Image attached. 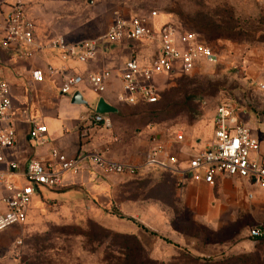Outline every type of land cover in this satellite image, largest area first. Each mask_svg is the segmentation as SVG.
<instances>
[{"label": "rangeland", "instance_id": "374dc122", "mask_svg": "<svg viewBox=\"0 0 264 264\" xmlns=\"http://www.w3.org/2000/svg\"><path fill=\"white\" fill-rule=\"evenodd\" d=\"M84 3L74 17H58L57 28L73 31L71 26L84 38L99 37L107 26V14L97 0ZM118 4L110 23L119 13L131 16L157 11L156 25L164 18L195 31L220 55V62L200 66L191 74L157 76L162 90L158 103L126 107L108 130V142L117 137V145L145 150L159 140L175 147L181 157L198 138H211V120L222 102L234 104L260 143L264 142V91L259 89L264 83V0H120ZM27 9L32 11V3ZM81 90L90 104L88 109H94L99 96L83 86ZM64 104L61 106L71 108ZM175 133H181L184 140L174 142ZM107 175L113 176L111 182L117 186L110 196L95 191L97 182L92 184L94 190L76 186L79 193L65 199L55 197L68 191L41 186L26 221L0 234V264H264V238L250 236L251 228L264 227V188L249 186L259 203L246 211L238 205H224V213L215 221L201 223L182 204L195 196L194 191L184 190L188 183L181 189L168 176L120 179ZM211 189L208 198L221 200L219 186ZM127 200L137 204L133 205L137 206L136 217L129 207L119 212V204ZM156 202L170 204L160 207V217L151 211L158 208ZM105 216L111 224H138L144 235V244L138 239L141 250L133 239L102 225ZM176 234L181 235V243L174 241ZM155 237L161 239L157 247L161 259H153L149 253Z\"/></svg>", "mask_w": 264, "mask_h": 264}, {"label": "built area", "instance_id": "2783aa9c", "mask_svg": "<svg viewBox=\"0 0 264 264\" xmlns=\"http://www.w3.org/2000/svg\"><path fill=\"white\" fill-rule=\"evenodd\" d=\"M157 17V11L131 16L119 13L97 38L72 43L59 35L43 41L37 35L36 25L27 13L24 0H0V51L12 48L18 59L27 60L46 50H54L63 57H74L86 64L97 59L101 47L133 46L135 48H130L129 56L120 69L103 68L97 72L80 74L47 64L43 68L33 69L31 80L40 84L47 77L60 75L61 95L72 96L76 91L82 93L81 87L84 86L97 94L99 99H104L108 81L115 77L122 87L118 96L121 104H156L162 91L157 76L168 78L176 74H191L200 66L220 62V55L198 33L174 22L156 26ZM137 47L149 51L148 55H138ZM259 89L264 91V83L259 84ZM13 105L9 84L0 81V233L26 221L30 204L34 196L41 193V186L58 188L64 174L80 172L83 162L98 167L106 174H132L136 171L130 164L107 159L105 151L108 147L105 151L94 149L72 157L52 147L47 159L29 158L23 166L15 160H7L3 151L13 148L17 141ZM88 119L95 128H113L108 114L98 113L95 109ZM30 125L27 135L29 141L37 146L47 145V127L35 118L30 119ZM212 127L211 141L203 150L188 158L186 169H180L179 155L159 140L151 142L144 166L178 174L179 188L189 180L215 185L224 177L248 179L257 187L264 188V151L237 107L227 102L218 104L212 117ZM113 140L118 141L117 137ZM183 140L181 133H175L174 142ZM249 197L253 196L250 194ZM250 236L264 237V227L251 228Z\"/></svg>", "mask_w": 264, "mask_h": 264}, {"label": "crops", "instance_id": "0c3cea01", "mask_svg": "<svg viewBox=\"0 0 264 264\" xmlns=\"http://www.w3.org/2000/svg\"><path fill=\"white\" fill-rule=\"evenodd\" d=\"M6 1L15 2V0ZM24 1L27 3V5L32 3V11H28L27 9V13L36 25L39 39L45 41L48 38L61 35L66 38L68 42L76 43L87 39L97 38H84L82 33H78V31L77 33H74L76 32L74 30L77 29L71 26L70 30L73 31H69L67 27L64 29L57 28L56 21L57 18L62 15H71L74 17L73 14H77V11L85 6L84 1H86L88 4H91L93 0ZM119 2L120 0H110L109 4L107 0H97V5L102 6L107 14L106 20L108 23L105 27V30L110 24L112 10L117 8ZM123 14L124 16H128L125 13ZM166 22L168 21L164 18H161L159 24L156 26ZM61 32L66 33V35ZM1 35L2 34L0 32V40ZM130 48L132 49L135 47L131 46ZM130 48L127 45H118L114 46L113 48L101 47L97 59L86 64L78 62L74 57H63L58 51L54 50H46L37 57L27 60L18 59L12 48L1 50L0 81L7 82L11 88L14 102L12 115L15 120V128L17 133L16 145L13 148H7L3 151L6 159L15 160L19 162L21 166H23L29 158L47 159L50 152L49 150L52 147L58 148L71 157L76 156L77 154L84 151H90L94 149L105 151V149L108 147V150L105 151V156L107 159L122 164H130L136 168V171L132 174L125 173L110 175H115L120 179L136 176L140 178L147 177L149 179H155L160 176H163V178L168 176L175 179L176 185L178 187V182L180 180V176L178 174H170L167 172L151 170L144 166L145 156L150 145L147 146L145 150H143L137 149L135 146L127 147L126 145H117L119 143H116L113 138L111 143L108 142V139L106 138L110 137L109 131L107 129L93 127L88 119L95 108L88 109L90 104L88 106L72 105L70 102L71 98L60 94V75L47 77L44 83L40 84L34 83L31 80V71L37 67L43 68L47 64H50L58 69H70L73 72L80 74L97 72L103 68L120 69L129 56ZM137 51L138 55L140 56L148 55L149 53V51H146V49L143 47H137ZM120 53L123 54V59H121L119 56ZM121 92L122 87L120 81L115 77L111 78L108 81V89L104 94V99L117 110L115 113L108 114V117L112 120L113 126L115 125V122L118 121V114L125 111L127 109L126 107L131 106L121 104L118 101V96ZM92 93L94 94V92ZM82 94L85 98L83 91ZM85 100L87 99L85 98ZM62 102L63 104L65 103L64 105L69 103L71 108L62 107ZM31 118L37 119L47 127V136L49 138V143L47 145L37 146L34 142L29 141L27 135L31 126ZM253 134L258 138L255 132ZM211 139L212 136L209 140L205 141H203L201 138H198L195 145L185 149V153H183L181 157L179 156L181 160L179 166L180 169H186L188 164L187 157H190L194 153L203 150L211 141ZM108 143H110V145H108ZM166 146L175 152V147L170 146V144ZM261 148L264 151L263 141L261 143ZM82 167L83 169L78 173L70 171L64 174L62 184L56 189L63 190V193L68 191L69 194H59V196L55 197V199H65L66 197L70 196L75 197V194L79 193V189H76L75 187H80L81 184L87 185V188L90 187L92 190H94L96 186L93 187L92 184L97 182L99 186L98 190L95 191H101V194L103 195L108 193V196H110L111 191L116 189V182H111L113 176H109L98 167L85 162L82 163ZM116 177L115 179L117 181L118 178ZM187 183L188 185L185 186L184 190L194 191L195 196L182 200V204L185 207L190 208L195 213L197 217L196 219L201 223H210L215 221L218 216L224 213L225 206L235 208L238 205L241 210L246 211L250 205L259 203L257 196L248 189L249 186L256 185L248 179L239 177H224L218 180L215 185H207L197 180H189ZM239 184L241 185V188L237 186ZM216 186H219L220 188L219 192L221 193L222 199L219 201H211L208 196L212 190L211 188ZM182 187L180 188L182 189ZM88 190L90 189L88 188ZM250 194L253 196L252 198L249 197ZM240 197L244 198L245 201L243 202L241 199H239ZM226 201H229V203ZM240 201H242L243 204L240 205ZM125 204L121 201L119 204V212H125L129 207L130 210L132 209L131 215L136 217L138 215L136 208L137 206L133 205L137 204H135L134 201L129 200H127ZM161 206L169 207L170 204L165 202H156L154 207L158 208H153L150 210L154 211L153 213L159 215L160 217L159 212L161 211ZM159 221L160 220L157 219L158 223ZM100 222L105 227L111 228L118 233L134 235L144 244V235L141 232V227L138 224L134 222H130L128 224H111L109 218H106V216L101 217ZM153 229L156 230L157 228L153 227ZM174 239L176 243H181L183 241L181 235L178 234L174 236ZM160 240V238H153L154 245L149 251L153 259H161L160 254L162 252L159 250V248H157L158 246H161V243H159Z\"/></svg>", "mask_w": 264, "mask_h": 264}, {"label": "water", "instance_id": "95a60500", "mask_svg": "<svg viewBox=\"0 0 264 264\" xmlns=\"http://www.w3.org/2000/svg\"><path fill=\"white\" fill-rule=\"evenodd\" d=\"M114 46H112L113 48ZM71 104L72 105H84L88 106L89 103L87 100H85L83 94L80 91H76L72 96H71ZM96 112L98 113H103V114H112L115 113L117 110L114 106L110 105L107 103L103 98H100L96 104L95 107Z\"/></svg>", "mask_w": 264, "mask_h": 264}, {"label": "trees", "instance_id": "16d2710c", "mask_svg": "<svg viewBox=\"0 0 264 264\" xmlns=\"http://www.w3.org/2000/svg\"><path fill=\"white\" fill-rule=\"evenodd\" d=\"M158 17H159V15H158ZM175 23V22H174ZM138 104H147V103H138ZM138 104H136V105H138ZM136 105H134V106H136ZM157 171V170H156ZM117 214V213H116ZM121 217V216H120ZM118 235H121V236H124V237H128V238H131V239H133L134 240V243H136L137 244V246H138V248H139V250H141V246H140V244H139V240L137 239V237L136 236H134V235H128V234H121V233H119ZM264 237H261V238H256V239H263Z\"/></svg>", "mask_w": 264, "mask_h": 264}]
</instances>
